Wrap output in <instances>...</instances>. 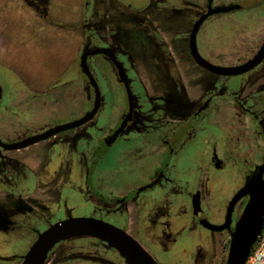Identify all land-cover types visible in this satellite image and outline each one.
<instances>
[{
	"label": "flooded vegetation",
	"instance_id": "obj_1",
	"mask_svg": "<svg viewBox=\"0 0 264 264\" xmlns=\"http://www.w3.org/2000/svg\"><path fill=\"white\" fill-rule=\"evenodd\" d=\"M81 2L76 19L57 23L54 17L60 13L51 9L49 0H0V62L11 71L10 94L4 104L0 85V222L13 215L9 213L13 207L19 215L11 228L0 223V264H22L41 234L69 218H93L122 230L158 264L145 241L162 243L165 262L175 255L174 248L183 249L182 254L191 256L195 264L223 262L231 232L210 226L225 224L230 202L264 164V60L243 73H216L196 60L191 36L210 7L238 5L206 17L196 32L195 45L200 57L213 66H242L264 45V0H178L188 9L178 16L172 14L176 3L171 0H145L135 15L142 34L160 49L161 57L151 58L143 49L139 70L129 61V52L98 36L93 0ZM104 18L109 20L108 12ZM95 50H106L87 60L101 105L93 119L78 126L75 122L93 110L96 97L95 87L82 71L81 56ZM14 51L27 55V60L14 65ZM159 60L178 79V88L182 87L184 110L178 114L159 106L164 97L146 87L145 80L152 75L143 65L152 61L155 66ZM112 84L120 92L103 99V88L109 93ZM115 103L118 107L113 111ZM58 105L89 108L73 120L47 126L44 111ZM65 125L74 126L22 147L28 139ZM67 134L73 139L65 144L68 152L78 159L84 154L85 174L77 180L81 184L77 190L68 180L69 162L64 153L59 154L64 146L58 145V152L50 153L46 160H25L31 147ZM123 160L129 161L136 176L144 172L145 178L131 182L129 191L115 186L113 194H106V180L120 174ZM138 160L149 161L142 169L132 164ZM185 161L188 163L182 167ZM65 178L68 189L77 193L74 205L87 209V215L53 220V209L48 208L58 204ZM210 190L219 192V207L207 205ZM247 200L235 205L231 229ZM175 204L180 205V217ZM161 205L164 210L158 215ZM173 237L176 241L170 244ZM186 238L191 240L189 246L182 245ZM210 249L211 256L203 260ZM4 250L14 254L1 257ZM46 264L129 263L105 240L75 237L55 245Z\"/></svg>",
	"mask_w": 264,
	"mask_h": 264
},
{
	"label": "rangeland",
	"instance_id": "obj_2",
	"mask_svg": "<svg viewBox=\"0 0 264 264\" xmlns=\"http://www.w3.org/2000/svg\"><path fill=\"white\" fill-rule=\"evenodd\" d=\"M52 8L58 9V13H60V17H54V20H56L57 23H62L66 21H71L73 19H76L78 14L80 13L81 9L79 8L80 4H82L81 0H49ZM145 0H93V7L92 10L95 12L97 15L98 19L95 24L96 31L98 33V36L100 37L101 40L104 42H109L111 41L113 44V47L119 48L123 52H129L131 56V60H129L137 70H139V62L144 58L143 56V49H146L148 53H150L151 58L159 59L161 57L160 55V49L157 48V46L151 42V39L146 36V33L144 32V35L142 34V28L140 24L138 23L137 17L135 15L137 8L141 6V4ZM172 2L176 3V6L174 7L172 11V14H175L176 16L184 14V12L188 11V9L183 5V3L179 4L178 0H171ZM96 4V6H95ZM79 10V11H78ZM108 12L109 15V20H105L104 15ZM62 13V14H61ZM167 14L168 12L165 11L163 12ZM52 17V16H51ZM50 17V18H51ZM62 20V22H61ZM40 23V20H39ZM109 30V31H108ZM108 31V34L110 36L105 37L106 32ZM75 38L76 40L79 39L78 35L75 33ZM181 46L186 50V44L183 42L181 43ZM142 52V54H141ZM24 53H21L18 51H14L11 55L12 63L14 65H20L24 63L27 59L26 57H22ZM142 57V59H141ZM157 60H155L156 62ZM9 63V61H8ZM39 63V61H37ZM154 63L152 61H146L143 65L144 69L148 71L149 75H152L148 79L145 80L146 87L149 90L150 93L153 94H158L164 97V103L159 104L163 105L165 108V111L170 112V113H175L178 114L181 111L184 110V98L182 95V87L178 88L179 81L177 78H175L167 65L162 60H159L158 63L154 66ZM11 72V71H10ZM10 72L8 69L1 64L0 62V85L3 89V104L5 103V99L7 96L10 94V89L8 80L10 82ZM8 75V76H7ZM104 85V84H103ZM113 90H110L109 93L105 91L103 88L102 91V97L103 99L108 98V97H114V93L120 92V88H117L114 84H112ZM116 87V88H115ZM133 91H135V86L133 87ZM135 103L138 104L139 98L135 92ZM121 101L124 98L123 95L120 96ZM123 97V98H122ZM157 105V104H156ZM118 107V104H114V108L112 109L113 111H116ZM89 106H85L84 108H81L80 105H75L74 107H69V106H63V105H58L56 108H48L44 111L43 114V121L47 123V126H54L57 124L64 123L66 121L73 120L77 118L80 114V112L83 110L88 109ZM1 110V108H0ZM69 134L67 135H62L59 137V139H54L49 142L41 143L36 146H33L29 149V153L26 155V162H29L30 159L32 161L39 160V159H44L48 158L50 153L53 152H58V149L56 148L59 146H64V148L59 150V154L64 153L65 160L69 162V167L71 168V178H65L64 182V191L62 192L61 197L58 200V204L56 206H52L48 208V210L53 209L52 214L53 220H60L68 217H78V216H83L87 215V209L82 210L80 206H75L74 203L78 202L76 200V194L72 189H68L70 185L69 182H67V179L71 181L72 185L75 190L81 186V184L78 183V181L81 180V178H84V165H83V160L82 158L84 157V154L82 153L78 159V157L74 156L72 153L68 152L67 148H65V144H67V141L73 140L69 138ZM64 138V139H63ZM75 145L78 143V139L75 138L73 141ZM75 147V146H74ZM77 149V147H76ZM128 160H123L121 166L122 170L120 174L115 177V178H108L106 180V185L109 187H106V194H113L112 187L115 186H123L125 190L129 191V185L131 182H135V180L142 181V179L145 178L144 172L135 175V172L131 170V167H128ZM149 160H138L132 162L134 164L133 166H141L142 169H144V165L148 164ZM188 162H182L181 166L186 167ZM127 168V169H126ZM73 175V177H72ZM78 180V181H77ZM81 188V187H80ZM79 191V190H78ZM173 200V197L170 198V201ZM221 201V196L219 192L216 190H210L209 195H208V202L207 205L213 209L216 207H219V202ZM79 205H83V203L79 202ZM74 206V208H73ZM85 205H83L84 207ZM175 209L176 213L180 217V205L175 204ZM16 207L11 208V211L9 213L13 214L9 219L6 218L4 220H1L0 223L7 224L6 226H10V228L15 225V223L19 220L18 216L15 214ZM66 210L70 211L69 214H66ZM164 210V206L161 205L158 208V215H160ZM52 211V210H50ZM172 212V211H170ZM158 223H160L158 221ZM118 225H121L120 223H117ZM173 224V221L172 223ZM176 225V223H174ZM134 226H138L136 222L134 223ZM126 227V226H125ZM140 230V229H139ZM5 231L7 229L5 228ZM142 233V231L140 230ZM169 234L166 233V237H168ZM139 238V236H138ZM171 238V237H169ZM141 239V237H140ZM142 241V240H141ZM176 241V238L173 237L170 244H174ZM144 242V241H143ZM159 241H145L143 244L147 248L152 251V254L157 258L160 264H195L196 262H193V258L191 256L185 257L184 254H182L183 249H176L174 248V253L175 255L172 256L169 262H165L163 257V251L162 247L160 246ZM182 245L189 246L191 243V240L186 238V240H182ZM162 245V243H161ZM212 248V247H211ZM149 250V251H150ZM211 250L206 253V256L204 257L203 260H208L209 257L211 256ZM10 250H4L1 252V257H6L9 255H13ZM225 260L219 264H225Z\"/></svg>",
	"mask_w": 264,
	"mask_h": 264
},
{
	"label": "water",
	"instance_id": "obj_3",
	"mask_svg": "<svg viewBox=\"0 0 264 264\" xmlns=\"http://www.w3.org/2000/svg\"><path fill=\"white\" fill-rule=\"evenodd\" d=\"M239 8L238 5H231L211 9L208 14L204 15L195 25L191 36L192 54L196 60L208 67V69L216 73L239 74L246 72L264 60V45L259 50L257 55L246 64L235 68H222L213 66L204 61L195 45L196 32L209 15L218 11H228L230 9ZM104 53L106 50L87 51L81 56V68L83 73L87 75L91 84L95 87L96 97L94 108L87 113L82 119L75 122V125H82L91 120L96 115L101 105L100 91L95 83L89 66L88 57L96 53ZM119 68L121 76L123 70L119 63H116ZM1 99V89H0ZM74 125L58 126L47 131L38 138L28 139L22 144L23 146L30 145L36 141L44 140L59 132ZM248 197L247 203L235 224L234 229H231V216L235 205L243 198ZM213 229L222 231L229 229L231 232V239L229 251L226 257L225 264H245L250 253L257 243L264 229V164L256 171L254 175L246 184L236 193L228 207V215L225 224L221 226H210ZM75 237H97L109 242V244L117 248L121 254L127 259L129 264H158L140 245L137 244L130 236L122 230L106 224L102 221L93 218H69L52 225L46 232L40 235L39 239L34 243L29 252L24 256L22 264H46L49 252L62 241L69 240Z\"/></svg>",
	"mask_w": 264,
	"mask_h": 264
},
{
	"label": "built area",
	"instance_id": "obj_4",
	"mask_svg": "<svg viewBox=\"0 0 264 264\" xmlns=\"http://www.w3.org/2000/svg\"><path fill=\"white\" fill-rule=\"evenodd\" d=\"M245 264H264V229Z\"/></svg>",
	"mask_w": 264,
	"mask_h": 264
},
{
	"label": "crops",
	"instance_id": "obj_5",
	"mask_svg": "<svg viewBox=\"0 0 264 264\" xmlns=\"http://www.w3.org/2000/svg\"><path fill=\"white\" fill-rule=\"evenodd\" d=\"M79 33H81V34H82V30H79ZM48 49H50V48L48 47Z\"/></svg>",
	"mask_w": 264,
	"mask_h": 264
}]
</instances>
